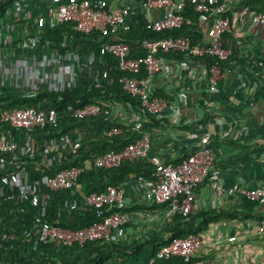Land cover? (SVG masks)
Returning <instances> with one entry per match:
<instances>
[{"label":"trees","instance_id":"16d2710c","mask_svg":"<svg viewBox=\"0 0 264 264\" xmlns=\"http://www.w3.org/2000/svg\"><path fill=\"white\" fill-rule=\"evenodd\" d=\"M15 1L26 9L24 16L7 15L10 6L6 3ZM254 5H258L251 7L255 14H264V3ZM51 7V0H28L26 3L0 0L2 24L11 22L19 34L22 31L14 43L17 58L26 55L29 60L36 56L43 61L48 55L56 54L61 62L73 60L74 67L73 82L64 90L51 87L35 91L0 89V112L34 108L37 111L54 110L58 116L56 129L47 127L23 131L0 123V134L17 145L15 154L0 156V264H184L180 259L153 260L158 249L172 239L198 235L202 227L214 221L212 214L174 217L166 238L154 236L150 240L124 244L94 242L67 248L40 241V227L43 225L75 232L100 223L101 217L93 208L83 204L82 195H99L108 187L119 188L131 182H150L153 168L147 160L124 162L111 170L94 166L97 158L121 152L130 143L128 127L121 122L105 120L103 115L75 119L73 112L104 102L127 104L139 113L141 102L123 91L119 81L132 75L120 71L117 58L101 54L106 42L98 34L79 33L71 23L41 29L34 24V19L46 16ZM182 16L184 23L179 29L163 33L152 32L147 20L139 14L129 19L130 30L124 40L130 49V58L145 54L142 50L145 41L186 38L193 44L201 43L204 37L199 25L201 16L187 2ZM225 36L227 34L222 38ZM24 41L28 44L22 49ZM163 56L177 61L184 59L182 54H160L162 59ZM198 62L206 67L216 63L213 58H203ZM157 96L161 97L158 93ZM113 130L121 133L109 136ZM87 163L90 167L85 169ZM69 169H84L77 189L49 191L43 185V178L54 177ZM16 173L22 175V184L28 188L25 197V187H16L11 182ZM152 209L164 210L165 206L149 208ZM132 210L126 209V213ZM197 219L202 221L195 230Z\"/></svg>","mask_w":264,"mask_h":264},{"label":"built area","instance_id":"2783aa9c","mask_svg":"<svg viewBox=\"0 0 264 264\" xmlns=\"http://www.w3.org/2000/svg\"><path fill=\"white\" fill-rule=\"evenodd\" d=\"M232 1L129 0L124 6L116 8L111 5V0H51L52 7L46 16L34 19L33 22L39 29L71 23L79 33L98 34L101 40L106 42L100 51L101 54H110L117 58L120 71L132 75L122 78L119 84L127 95L140 100L141 109L137 112L138 116L121 121L119 110H116L118 106L104 102L73 112L75 119L103 115L105 120L121 122L128 127L130 143L121 152L108 153L97 158L94 166L111 170L120 167L124 162L141 160H147L153 166L150 182H138L139 186H136V183H127L119 188L108 187L99 195H82L83 204L93 208L101 217L100 223L75 232L43 225L40 227L41 242L47 241L55 247L63 248L94 242L129 243L127 229L132 227L134 216L140 224V221H155L156 214L151 210L126 213V209L130 207L124 196L125 190H137L143 203L149 208L165 206L162 215L167 218L178 215L189 217L197 213L199 207L196 190L199 187L210 188L218 196L225 194L226 190L220 183L221 173L216 167L210 146V142L219 137L218 134L209 131L204 135L190 133L189 137L197 141L198 145L180 164L173 166L164 163L160 158L151 157L152 140L139 117L159 118L170 104L157 96L160 81L172 71V65L163 60L160 54H182L184 59L178 63L179 69L185 67V62H198L203 58L215 59L214 65H204V77L208 94L217 93L222 79V67L232 56L231 49L223 47L221 43L222 36L231 31L230 22L225 15ZM185 2L193 6L194 11L201 16L200 23L207 26L202 42L193 44L186 38L145 41L142 45L145 54L139 58H130V49L124 40L125 34L130 30L129 19L137 16L142 9L146 11L145 18L152 32L163 33L179 29L184 23L182 11ZM153 11H161L158 19L152 17ZM252 21L256 25H264V14L254 15ZM103 77H106V73ZM203 104L207 108L211 106L208 100ZM0 123L23 131L43 130L47 127L56 129L58 116L54 110L12 109L0 112ZM120 133V130H113L109 136H118ZM16 151V143L10 142L4 134H0V156L13 155ZM89 167L90 163H87L85 169ZM83 171L84 169L63 170L54 177L43 178L42 183L49 191L77 189ZM11 182L16 187H22V175L16 173ZM24 187L25 197L28 188L26 185L22 188ZM244 194L248 199L264 204V190H250ZM263 233L264 222L258 228V234ZM233 241L235 238L229 239V242ZM202 247L203 242L198 235L187 239L174 238L169 244L158 249L153 262L180 259L184 264H209L199 258Z\"/></svg>","mask_w":264,"mask_h":264},{"label":"crops","instance_id":"0c3cea01","mask_svg":"<svg viewBox=\"0 0 264 264\" xmlns=\"http://www.w3.org/2000/svg\"><path fill=\"white\" fill-rule=\"evenodd\" d=\"M128 1L111 0V5L118 8ZM255 3H264V0H233L225 15L231 31L221 43L231 49L232 56L222 67L217 93L208 94L203 63L185 62V67L179 69L180 61L163 56L172 65V71L160 81L157 93L170 104L159 118L139 117L152 140L151 157L168 164L182 161L196 148L198 143L189 137L190 133L204 135L209 131L219 135L210 146L226 192L218 196L210 188L199 187L196 190L199 210L191 215L212 214L214 218L198 233L203 242L199 258L209 264H264V233L258 234L264 222V204L254 203L244 194L264 190V25L252 21L257 15L251 8L258 7ZM6 4L12 7L7 10L8 16L27 13L18 1ZM145 13L139 10L144 18ZM151 14L158 19L161 11ZM199 25L205 33L207 26L200 22ZM12 37L9 33H0L2 46ZM25 47L26 44L21 48ZM206 100L211 104L208 108L203 104ZM113 104L118 106L113 107L119 110L121 121L138 116L127 104ZM131 183L139 186L138 182ZM136 191L124 193L132 212L149 210ZM151 211L156 214L153 222L138 224L134 216L132 227L127 229L129 243L169 236L173 218L164 217L163 210ZM201 221H195V230ZM231 238L235 241L229 242Z\"/></svg>","mask_w":264,"mask_h":264},{"label":"rangeland","instance_id":"374dc122","mask_svg":"<svg viewBox=\"0 0 264 264\" xmlns=\"http://www.w3.org/2000/svg\"><path fill=\"white\" fill-rule=\"evenodd\" d=\"M11 34V39H6L4 47L0 48V89L15 90H37L44 87H51L56 90L67 89L73 82L74 67L71 61H59L56 54H50L43 61L36 56L29 60L26 55L16 57L14 43L17 41V27L13 23L2 24L0 18V33ZM16 41L14 42L13 40ZM10 40L12 44H10ZM28 44L26 41L22 45ZM59 63H57L58 61ZM68 69V72H66Z\"/></svg>","mask_w":264,"mask_h":264}]
</instances>
